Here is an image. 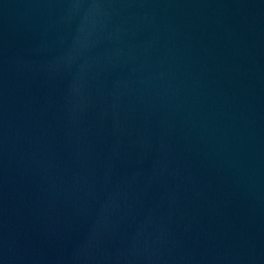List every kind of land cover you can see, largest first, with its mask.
Returning <instances> with one entry per match:
<instances>
[{"label":"water","instance_id":"1","mask_svg":"<svg viewBox=\"0 0 264 264\" xmlns=\"http://www.w3.org/2000/svg\"><path fill=\"white\" fill-rule=\"evenodd\" d=\"M0 264H264V0H0Z\"/></svg>","mask_w":264,"mask_h":264}]
</instances>
